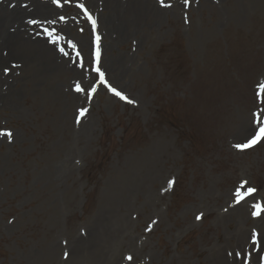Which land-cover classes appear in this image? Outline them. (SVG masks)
I'll return each instance as SVG.
<instances>
[{
	"label": "rangeland",
	"instance_id": "obj_1",
	"mask_svg": "<svg viewBox=\"0 0 264 264\" xmlns=\"http://www.w3.org/2000/svg\"><path fill=\"white\" fill-rule=\"evenodd\" d=\"M15 6L0 264H264V0Z\"/></svg>",
	"mask_w": 264,
	"mask_h": 264
},
{
	"label": "bare ground",
	"instance_id": "obj_2",
	"mask_svg": "<svg viewBox=\"0 0 264 264\" xmlns=\"http://www.w3.org/2000/svg\"><path fill=\"white\" fill-rule=\"evenodd\" d=\"M9 1V0H8ZM20 10V7L19 8H17V6H15V7H13V11H11V12H3V14L1 15L0 14V22H1V26H0V35L2 34V31H1V28H2V26L3 25H5V23L7 22V19L10 17V16H12V15H14L16 12H18ZM128 11H129V9H127ZM13 22V21H12ZM12 33H10V32H8V30H7V32L5 33V35L2 37V40L4 41V39L8 36V35H11ZM1 37V36H0ZM247 130L246 131H248V127L246 128ZM237 212H239L240 213V215L241 216H244V213H246V209H243L242 207H240L239 208V210L237 211ZM236 212V213H237ZM235 216V215H234ZM248 218V217H247ZM253 226H258V227H261V226H264V214L263 215H261L259 218H257V219H255L254 221H253ZM242 239V238H241ZM261 239L263 240L264 239V234H262V236H261ZM244 241V239L243 240H240V241H238V243L235 245L236 247H239V248H241L242 249V253H243V255L245 256L246 255V257H247V264H254V262H255V259H256V253H254L253 252V249L255 248V247H257L256 246V244H255V246H253L252 244L251 245H249V246H243V247H241V245H242V242ZM245 242H247V241H245ZM249 242V241H248ZM220 252H219V255H218V262H217V264H237L238 262L236 261V259L235 258H227V257H225L224 255H223V257H222V250H219ZM257 264H260V263H258V259H257Z\"/></svg>",
	"mask_w": 264,
	"mask_h": 264
}]
</instances>
